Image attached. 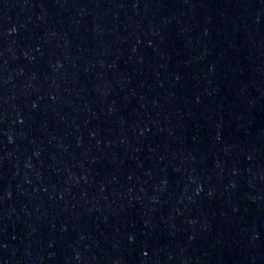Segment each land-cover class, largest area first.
<instances>
[{"label": "water", "instance_id": "1", "mask_svg": "<svg viewBox=\"0 0 264 264\" xmlns=\"http://www.w3.org/2000/svg\"><path fill=\"white\" fill-rule=\"evenodd\" d=\"M0 264H264V0H0Z\"/></svg>", "mask_w": 264, "mask_h": 264}]
</instances>
